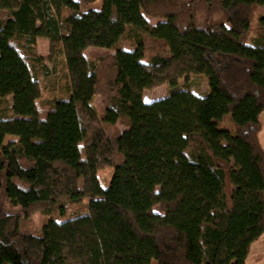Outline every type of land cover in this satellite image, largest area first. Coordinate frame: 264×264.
<instances>
[{
  "label": "trees",
  "instance_id": "trees-1",
  "mask_svg": "<svg viewBox=\"0 0 264 264\" xmlns=\"http://www.w3.org/2000/svg\"><path fill=\"white\" fill-rule=\"evenodd\" d=\"M96 1L0 0V264H246L264 232V0ZM37 37L64 96L42 98Z\"/></svg>",
  "mask_w": 264,
  "mask_h": 264
},
{
  "label": "rangeland",
  "instance_id": "rangeland-1",
  "mask_svg": "<svg viewBox=\"0 0 264 264\" xmlns=\"http://www.w3.org/2000/svg\"><path fill=\"white\" fill-rule=\"evenodd\" d=\"M99 4H100L99 0L94 2V5H97L98 7ZM146 19L150 23H154L155 21L158 20L154 17H146ZM34 48L36 53L41 57V64L45 66V68L38 70L37 73V78L43 87L42 98L50 99L58 96H64L66 90V86H65L66 82H65V74H64L65 72H64L63 60L61 54L57 53L55 49L51 51L49 41L44 37L36 38ZM110 52H112V50L97 46H89L84 50V54L87 56H95V55L98 56L100 54H107ZM179 82H182V79L179 80ZM187 83L190 85L191 90L197 94H203L208 90L207 79L204 74L190 75L187 79ZM165 91H166L165 85H160L153 89H144L142 92V99L144 101H149L152 99L162 97L165 94ZM92 104L97 112H101L102 105L100 102V98L98 96L93 97ZM261 116H263L262 120H264V114L263 115L261 114ZM221 125L229 128L233 127L228 118H224L223 121L221 122ZM263 125L264 124H262V126ZM120 128L123 127L120 126ZM262 133H264V129L262 130ZM8 139H9L8 136H6L3 140V143H6ZM111 172H112L111 167L102 169L98 172L99 173L98 177L102 186L107 185L108 178ZM4 207H7V205L4 204ZM39 218H40L39 213L38 212L35 213L33 216V222L36 226L38 225Z\"/></svg>",
  "mask_w": 264,
  "mask_h": 264
},
{
  "label": "crops",
  "instance_id": "crops-1",
  "mask_svg": "<svg viewBox=\"0 0 264 264\" xmlns=\"http://www.w3.org/2000/svg\"><path fill=\"white\" fill-rule=\"evenodd\" d=\"M263 114L264 110L262 112V115ZM263 129L264 125L259 131V138L264 148V133H262ZM246 264H264V232L250 244V248L246 256Z\"/></svg>",
  "mask_w": 264,
  "mask_h": 264
}]
</instances>
